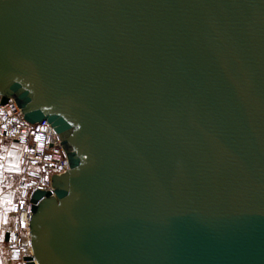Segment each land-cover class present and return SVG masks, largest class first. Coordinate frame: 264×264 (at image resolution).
Returning <instances> with one entry per match:
<instances>
[{"label":"water","instance_id":"water-1","mask_svg":"<svg viewBox=\"0 0 264 264\" xmlns=\"http://www.w3.org/2000/svg\"><path fill=\"white\" fill-rule=\"evenodd\" d=\"M8 98L63 158L26 264H264V0H0Z\"/></svg>","mask_w":264,"mask_h":264},{"label":"built area","instance_id":"built-area-1","mask_svg":"<svg viewBox=\"0 0 264 264\" xmlns=\"http://www.w3.org/2000/svg\"><path fill=\"white\" fill-rule=\"evenodd\" d=\"M23 123V115L16 103L8 98L0 103V139L21 145L19 171L14 184L17 197L2 210L5 219L1 226L4 236L1 264H26L31 256L29 236V196L42 187L50 172L63 169L55 133L46 119ZM33 261V260H32Z\"/></svg>","mask_w":264,"mask_h":264},{"label":"crops","instance_id":"crops-1","mask_svg":"<svg viewBox=\"0 0 264 264\" xmlns=\"http://www.w3.org/2000/svg\"><path fill=\"white\" fill-rule=\"evenodd\" d=\"M21 145L7 139H0V243L4 244L1 226L4 222L2 210L17 197L14 184L19 171ZM2 253H0L1 264Z\"/></svg>","mask_w":264,"mask_h":264},{"label":"rangeland","instance_id":"rangeland-1","mask_svg":"<svg viewBox=\"0 0 264 264\" xmlns=\"http://www.w3.org/2000/svg\"><path fill=\"white\" fill-rule=\"evenodd\" d=\"M0 253H3V244L0 243Z\"/></svg>","mask_w":264,"mask_h":264}]
</instances>
